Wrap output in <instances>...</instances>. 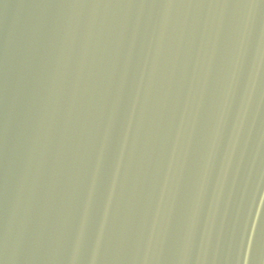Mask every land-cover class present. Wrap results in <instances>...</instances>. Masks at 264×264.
Instances as JSON below:
<instances>
[{
	"label": "water",
	"instance_id": "water-1",
	"mask_svg": "<svg viewBox=\"0 0 264 264\" xmlns=\"http://www.w3.org/2000/svg\"><path fill=\"white\" fill-rule=\"evenodd\" d=\"M0 264H264V0H0Z\"/></svg>",
	"mask_w": 264,
	"mask_h": 264
}]
</instances>
